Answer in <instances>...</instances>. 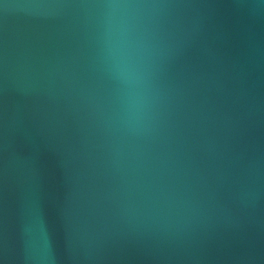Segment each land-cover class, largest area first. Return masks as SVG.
Listing matches in <instances>:
<instances>
[{"label":"water","instance_id":"obj_1","mask_svg":"<svg viewBox=\"0 0 264 264\" xmlns=\"http://www.w3.org/2000/svg\"><path fill=\"white\" fill-rule=\"evenodd\" d=\"M0 264H264V0H0Z\"/></svg>","mask_w":264,"mask_h":264}]
</instances>
